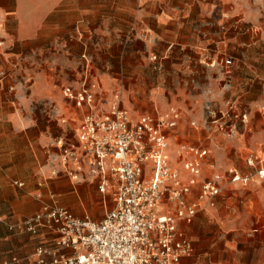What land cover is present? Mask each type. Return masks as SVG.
I'll use <instances>...</instances> for the list:
<instances>
[{"label":"crops","instance_id":"obj_1","mask_svg":"<svg viewBox=\"0 0 264 264\" xmlns=\"http://www.w3.org/2000/svg\"><path fill=\"white\" fill-rule=\"evenodd\" d=\"M252 1L256 2L214 0L213 4L217 2L219 9H227V18H222L221 12L213 11L211 6H204L200 14L203 17L199 18L206 25L202 32L194 29L186 41L175 40L181 49L186 48L193 59L186 57L184 61L172 64L178 67L172 83L179 79L182 83H177L175 91H172L171 102L184 112L180 111L178 125L167 136L164 155L172 166L180 168L175 163L180 151L178 145H196L206 149V161L215 164L214 169L204 168L205 176L217 173L218 168L231 166L245 172L246 154L264 148V14L247 6ZM94 6L93 0H0V68H7L10 74L0 79V201L9 208L0 221L2 264H39L36 248L39 245L53 247L55 234L46 227L40 226L34 234L17 228L9 229V225L37 212L43 202L54 203L53 196H60L59 203L76 217L89 211L94 220H99L106 212L105 202L101 204L103 211L94 210V199L103 196L95 182L72 181L62 173L51 175V152L56 151L54 145L64 137L62 130L66 115L60 107L44 105L46 101L60 102L64 98L61 89L52 84L50 74H40L30 63L34 61L33 53L45 49L55 35L76 34L82 30L83 14L98 13ZM150 15L156 19L158 26H180L178 12L161 11ZM223 19L229 23L226 28L220 26ZM208 48H213L210 55ZM206 56L210 61L206 62ZM211 61L212 64H207ZM214 74L220 76L215 77ZM195 80L201 81L203 97L211 92L218 96L229 92L236 95L234 98L237 100L247 99L248 106L241 108L237 104L228 116L230 122L238 127L236 132L244 130L246 135L240 132L226 137L215 127L204 129L197 137L190 129L179 132L184 119L193 115V108L201 98L191 85L187 87L184 84ZM220 82L222 84L217 87ZM63 101L70 108L71 119L79 122L82 110L69 105L71 102L66 99ZM103 103L107 105V102ZM233 112L245 113L247 121L242 123ZM241 136H246L245 141ZM76 138L77 126L73 136L64 137L67 142H75ZM214 147L219 148L215 156ZM238 159L244 166L233 163ZM225 160L229 163H223ZM181 176L183 179L187 177L182 170ZM12 179L13 184L15 181L25 183L21 193L18 194L9 184ZM233 190L235 188L226 187L217 198L225 197L229 191L234 196ZM188 225L184 222L177 225L184 237L187 236L185 226ZM258 231V227H253L248 233L252 236ZM61 253L68 255L71 250L64 249ZM192 259L182 258L180 264H190Z\"/></svg>","mask_w":264,"mask_h":264},{"label":"built area","instance_id":"obj_2","mask_svg":"<svg viewBox=\"0 0 264 264\" xmlns=\"http://www.w3.org/2000/svg\"><path fill=\"white\" fill-rule=\"evenodd\" d=\"M4 73L0 69V79ZM62 95L82 115L76 141L61 142L51 152L50 173L72 181L91 180L100 193L112 194L114 204L93 220L43 202L37 212L10 226L32 234L43 226L55 234L53 247L36 248L39 264H180L193 248L179 233V222L190 223L198 211L214 207L228 184L242 187L264 181V148L246 154V172L231 166L205 176L204 168L214 169L215 164L207 162V150L196 145H185L180 168L172 166L164 150L168 133L181 118L178 108L132 118L117 102L107 112L100 110L93 84L63 86ZM234 107L228 102L229 110ZM227 113L217 116L209 109L204 127L234 133L235 123L222 119ZM233 113L242 123L247 121L245 113ZM64 249L71 253L64 255Z\"/></svg>","mask_w":264,"mask_h":264},{"label":"rangeland","instance_id":"obj_3","mask_svg":"<svg viewBox=\"0 0 264 264\" xmlns=\"http://www.w3.org/2000/svg\"><path fill=\"white\" fill-rule=\"evenodd\" d=\"M93 2L94 10L97 9L98 13L93 15L84 13L82 30L76 34L59 33L51 39L45 49L36 50L32 57L34 61L30 62L34 64L33 67L40 74H50L52 84L61 89V95L63 86L68 84L73 86L93 84L94 90L96 89V104L103 112L109 111L112 104L117 102L132 118L162 112L171 106L184 114L182 109L171 102L172 91H175L177 83H182L180 79L172 83L175 69L178 68L172 64L180 63L186 57L189 60L193 58L186 48L181 49L178 41H186L194 29L202 32L206 26L200 20L203 17L200 14L204 6H211L213 11L221 12L222 18H227V9L224 7L219 9L216 6L217 2L213 4L214 0H93ZM247 6L264 14V1H252ZM161 11L178 12L180 26L170 24L158 26V22L150 14ZM227 25L229 23L223 19L220 26L226 28ZM212 50L213 48H208L209 55ZM208 58L206 56V62L210 61ZM0 69L5 72L3 78L10 76L7 68ZM217 75L214 74L215 77ZM184 84L187 87L191 85L192 89L199 92L197 95L201 98L193 108V115L184 119L180 133L189 129L194 132L195 137L203 133L202 131L207 129L204 125L210 119L209 109L215 111L217 116L226 110L228 113L222 119L230 122L231 110L228 108V102L236 107L237 104L240 107L248 106L247 99L237 100L234 98L236 95L229 92L223 93L222 96L211 92L203 97L201 81H186ZM221 84L222 82L218 83L217 87ZM207 85L209 86V83ZM10 91L14 92L12 89ZM64 99L60 102L46 101L44 106L60 107L65 111L66 119L62 132L66 138L74 135L78 121L71 119L70 108ZM103 102H107V105H103ZM71 103L69 105H73ZM38 105L43 106L41 103ZM221 106L223 109H220ZM196 111L198 114H195ZM190 120L195 122L194 126L189 123ZM237 129L238 127L234 133L224 136L233 137L235 133L240 132L246 135V131L239 129L236 132ZM64 137L54 145L56 150L61 142L68 143ZM245 139L246 136L242 137V141ZM178 146L180 151L175 159L176 165L181 164V158L185 155V147ZM218 149L212 148L214 156ZM223 163L229 162L225 160ZM233 163L240 164L239 166L245 164L239 159ZM13 180H10L9 184L18 194L21 193L25 183L18 186L13 184ZM34 185L37 186L36 182ZM226 187L235 188L233 190L235 195L231 196L232 192L229 191L223 198L216 197L214 207L198 211L191 224L185 226L186 230L188 229L186 237L191 242L193 250L189 256L182 258L192 257L190 264H264V181L242 187L228 184ZM8 196L11 197L10 194ZM59 198L60 196L56 195L52 200L61 205ZM103 202L107 205L106 210L113 207L112 194L105 193L94 199V210L103 211L101 205ZM8 209V206L0 201V221ZM85 215L93 219L91 212L88 211L81 216ZM15 224L9 225V229ZM253 227H258L259 231L251 236L248 232Z\"/></svg>","mask_w":264,"mask_h":264}]
</instances>
